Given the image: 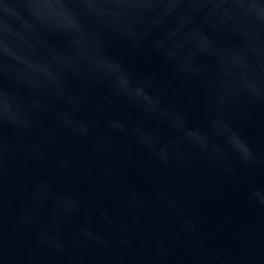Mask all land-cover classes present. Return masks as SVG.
Returning <instances> with one entry per match:
<instances>
[{
	"label": "water",
	"instance_id": "water-1",
	"mask_svg": "<svg viewBox=\"0 0 264 264\" xmlns=\"http://www.w3.org/2000/svg\"><path fill=\"white\" fill-rule=\"evenodd\" d=\"M235 3L144 0L130 47L97 0H0V111L30 119H0V264H264V103L211 106L175 72L236 63ZM99 53L158 91L117 92Z\"/></svg>",
	"mask_w": 264,
	"mask_h": 264
},
{
	"label": "clouds",
	"instance_id": "clouds-1",
	"mask_svg": "<svg viewBox=\"0 0 264 264\" xmlns=\"http://www.w3.org/2000/svg\"><path fill=\"white\" fill-rule=\"evenodd\" d=\"M97 5L85 8L83 12L102 25L106 32L126 38L130 47L136 46L137 40L133 37L138 35L154 12L153 8L145 6L144 0H97ZM259 7H264V0H259V5L251 0H236L229 9V26L237 32L244 45L234 51L236 63L223 66L217 72L198 63L195 58L175 65L177 74L201 82L211 106L230 110L243 103H264V13L259 11ZM88 38L97 45L100 43V38L94 34H88ZM67 67L76 71L78 66L69 59ZM94 67L111 78L117 92L135 98L144 95L145 89L158 91L152 73L137 82L117 61L102 53L94 60ZM0 119L6 120L13 129L27 128L30 124L27 102H13L8 109L0 111Z\"/></svg>",
	"mask_w": 264,
	"mask_h": 264
}]
</instances>
